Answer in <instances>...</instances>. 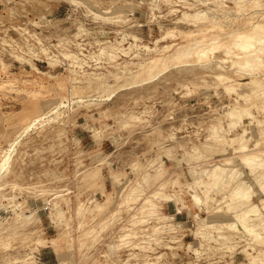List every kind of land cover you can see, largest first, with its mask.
Here are the masks:
<instances>
[{
	"label": "rangeland",
	"instance_id": "1",
	"mask_svg": "<svg viewBox=\"0 0 264 264\" xmlns=\"http://www.w3.org/2000/svg\"><path fill=\"white\" fill-rule=\"evenodd\" d=\"M10 144L0 264H264V0H0Z\"/></svg>",
	"mask_w": 264,
	"mask_h": 264
},
{
	"label": "bare ground",
	"instance_id": "2",
	"mask_svg": "<svg viewBox=\"0 0 264 264\" xmlns=\"http://www.w3.org/2000/svg\"><path fill=\"white\" fill-rule=\"evenodd\" d=\"M246 2V1H245ZM239 4V3H238ZM242 7V6H241ZM198 14V13H197ZM196 14V16H197ZM201 16H203V18L205 17V13H201L200 14ZM198 19H200L199 17H196ZM254 26V25H253ZM239 39L241 40H244V42H242V46L244 48H248V47H251V43L253 41H257L258 38L255 34L253 35H239L238 36ZM259 42L262 43V38L258 40ZM217 42V41H216ZM261 45V44H260ZM263 45V44H262ZM238 47V46H237ZM243 49V48H242ZM259 49V48H258ZM260 51V50H259ZM213 52V51H212ZM191 54L190 50H179L175 56V59H180V58H183L187 55ZM253 54V53H252ZM205 55V52H202V56ZM237 55V54H236ZM238 58V56H237ZM163 61V60H162ZM166 61V60H165ZM153 63V62H152ZM158 63V61H157ZM249 63V62H248ZM169 64V63H168ZM151 65V64H150ZM157 65V64H156ZM249 65V64H248ZM247 65V67H248ZM153 66V65H152ZM158 66V65H157ZM167 66V65H166ZM165 68V67H164ZM257 72V71H256ZM151 74V73H150ZM251 74V73H250ZM153 75V74H152ZM220 77V76H219ZM222 77V76H221ZM224 78V77H222ZM223 80V79H222ZM221 80V81H222ZM69 101V100H68ZM74 103V102H73ZM71 104V103H70ZM64 108V107H63ZM50 119V118H49ZM45 120V117L39 115V116H35L33 117V119L30 121V123L28 124L27 128L25 129V133H28L30 130H33L34 127H36L39 123H41L42 121ZM51 121V120H50ZM46 123V122H45ZM24 133V134H25ZM17 144V143H16ZM11 145V144H10ZM14 148L16 149V146L15 144L14 145H11L10 149L1 157V160H0V179L1 177L3 176L2 174L4 172H6V170L8 169L9 165H10V161H11V158H12V153L14 152ZM16 151V150H15ZM251 166V165H250ZM253 166V165H252Z\"/></svg>",
	"mask_w": 264,
	"mask_h": 264
}]
</instances>
